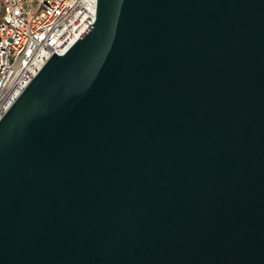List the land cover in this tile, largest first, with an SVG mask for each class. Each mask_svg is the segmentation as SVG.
<instances>
[{
    "label": "water",
    "instance_id": "95a60500",
    "mask_svg": "<svg viewBox=\"0 0 264 264\" xmlns=\"http://www.w3.org/2000/svg\"><path fill=\"white\" fill-rule=\"evenodd\" d=\"M0 264H264V0H97L0 120Z\"/></svg>",
    "mask_w": 264,
    "mask_h": 264
},
{
    "label": "built area",
    "instance_id": "2783aa9c",
    "mask_svg": "<svg viewBox=\"0 0 264 264\" xmlns=\"http://www.w3.org/2000/svg\"><path fill=\"white\" fill-rule=\"evenodd\" d=\"M0 120L53 54L94 24L97 0H0Z\"/></svg>",
    "mask_w": 264,
    "mask_h": 264
},
{
    "label": "rangeland",
    "instance_id": "374dc122",
    "mask_svg": "<svg viewBox=\"0 0 264 264\" xmlns=\"http://www.w3.org/2000/svg\"><path fill=\"white\" fill-rule=\"evenodd\" d=\"M2 17L1 11H0V18Z\"/></svg>",
    "mask_w": 264,
    "mask_h": 264
}]
</instances>
